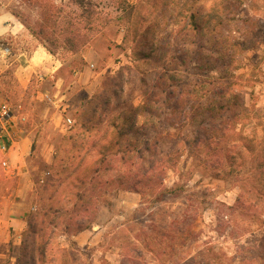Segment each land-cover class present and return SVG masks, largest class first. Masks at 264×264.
Here are the masks:
<instances>
[{
    "label": "rangeland",
    "instance_id": "obj_1",
    "mask_svg": "<svg viewBox=\"0 0 264 264\" xmlns=\"http://www.w3.org/2000/svg\"><path fill=\"white\" fill-rule=\"evenodd\" d=\"M41 1L0 0V6L22 24L35 27L42 4L70 5V0ZM99 1L112 13L114 22L82 52L64 53L55 48L51 36L47 43L70 71L79 72L80 79L84 73L82 84L70 91L71 95L60 101L52 80L43 86L32 81L24 90L12 70L0 73L3 134L5 137L11 124L22 137L29 138L27 177L37 191V211L28 214L32 232L26 238L27 250L16 264H127L130 258L133 264H264L246 256L264 240V225L246 231L249 219L240 218L234 224V212L228 209L243 188L255 186L257 181L250 173L248 179L226 177L214 159L206 158L205 164L182 153L178 171L167 170L162 175L166 187L176 181L180 187L174 195L159 200L154 193L143 199L139 193L123 189L117 173L119 162L99 165L104 152L121 157L117 144L124 146L126 141L122 120L129 108L143 104L147 90L156 99V117L146 128L129 135L133 146L146 148L142 143L149 137L150 149L144 152L148 158L181 151V143L176 146L175 141L190 136L193 115L202 112L201 105L206 106V98L200 96L219 92L213 82L219 77L216 67L221 69L220 60L212 55L217 44L224 43H218L221 35L213 29L225 35L231 29L226 43L232 45L237 63L228 82L250 109L243 120L245 127L238 128L246 134L256 132L264 141V0H125L123 10L116 8L120 0ZM193 13L200 15L203 31L190 26ZM223 13L230 17L221 19ZM208 57L212 65L204 64L201 69L200 62ZM211 67L215 70L207 79L204 73ZM206 79L210 80L207 86L192 93ZM168 92L175 95L172 100ZM3 106L15 115L14 122H4ZM67 119L73 120L72 127L66 125ZM143 119H138V128ZM8 139L10 136L4 140L6 145L11 143ZM263 145L256 142L255 152L261 154ZM248 156L251 159L252 155ZM4 162L11 164L0 150V210L8 204V197L22 203L14 195L21 183L19 176L5 170ZM98 165L102 173L96 175L95 183L87 182L85 203L77 204L86 205V209L75 211L73 194L79 174L90 173ZM256 166L252 161L243 171L256 168L253 174H263L264 167L258 172ZM262 184L264 180L256 183ZM260 204L264 209V201ZM87 224H91L87 230L77 231ZM237 251L246 256L244 263H233L226 257ZM256 253L254 250L253 256Z\"/></svg>",
    "mask_w": 264,
    "mask_h": 264
},
{
    "label": "trees",
    "instance_id": "obj_2",
    "mask_svg": "<svg viewBox=\"0 0 264 264\" xmlns=\"http://www.w3.org/2000/svg\"><path fill=\"white\" fill-rule=\"evenodd\" d=\"M126 3L125 0H120L118 4L116 2V8L123 10L127 5ZM69 4V6L59 7L53 4H42L40 7L39 24L33 27L24 23L29 29L30 34L41 44L45 45L46 49L54 56L58 55V53L53 47H49V44H47L50 42V36L54 37L51 41L56 43H54L55 48H60L64 53H78L82 52L85 46L98 33L114 22L112 13L104 9L99 0H70ZM223 15V17L220 16L221 19L230 17L229 13H223ZM199 16L194 13L191 15L190 26L194 27L195 30L203 31L205 26L200 24ZM223 24L219 25L221 26ZM223 29L226 30L225 27ZM212 31L213 33H219L218 35H221V37L217 38L218 43H224L222 45L217 44L214 49L215 52L212 55L220 60L221 69L218 68L219 66L216 67L219 72V77L215 78V82H213L215 88H217L219 92L215 94L206 92L202 97L200 96L202 99L206 98V106L201 105L200 108L202 112L199 114L196 112L197 114L193 115L192 125L190 123L193 132H191L190 136L184 138L180 137L175 141L176 146L181 143V151H170L168 154L159 157L152 156L148 158L144 152L145 149H150L149 145H147L150 142L149 137L144 138L146 140L142 143L146 144V148H142V145L133 146L134 141L129 135L133 133L134 136L139 130L146 128L148 123L153 121L156 117V99L152 98V92L149 93L147 90V92H143V104L129 108L128 114L124 116L122 120V129L124 130V132H122V138H126V141L124 146H122L120 142L117 144L121 149V157L117 158L118 155L116 154L104 152L100 157L99 165L109 163L113 165L119 162L120 166L117 169V173L121 178V186L123 189L137 192L143 199H147L146 196L149 192L154 193L159 200H163L165 196L174 195L180 187V182L177 181L174 182L173 186L166 187L162 175L165 174L167 170L178 171L179 159L183 156L182 153H187L190 158L205 164L208 162L206 158L214 159V163L220 166L221 173H225L226 177L237 176L241 178L246 177V179H248L251 174L257 181L253 182L255 186L252 188H243L235 204L232 207H228V209L234 212V224L244 217H247L249 219V225L246 227V231H252L254 226L259 229L264 225V209L260 204V202L264 201V184L261 186L256 185V183H260L264 180V173L253 174V170L256 168H253V170L248 173L244 172L243 169L253 161V163H256V167H259L257 168L258 172L263 171L264 148L263 151L261 150V154L260 151L256 153L255 143L257 142L262 146L264 141L262 139L263 137H256V132L254 135L246 134L243 132L244 130L242 128H238V125L245 127L243 120L246 119L247 112H249L250 109L244 105L241 97L234 93L232 90L233 84L228 82L230 75H233L232 68L234 69V63H237L232 45L226 43L228 42L227 40L231 39V29L226 30L227 35L224 34V31L219 32L217 29H213ZM211 63V58L208 57L204 63L200 62L199 65L200 68H203L204 64L205 66H209L212 65ZM215 63H218V61H215ZM212 69L213 67L205 71L204 75L207 79L211 78L210 73L215 70V68ZM207 79L196 86V88L192 90V93L206 87L210 81ZM163 92L167 91L164 90ZM168 93L172 100L175 95L173 92ZM198 97L199 95L197 98ZM157 101L159 102V100ZM172 112L178 115V110L173 109ZM185 114H187V112ZM203 115H205V117H203ZM180 117L181 115L178 117V120ZM185 117L187 116H183V120ZM139 118L144 119L143 123L138 128L137 124ZM199 118H202L200 123H198ZM185 122L188 123L189 120L185 119ZM218 122L220 123L219 126H217ZM137 141H139V139L136 140V143H138ZM241 146L242 149L240 150L239 147ZM247 153L252 155L251 159ZM99 165L94 167L90 173L86 174L83 172L79 174L80 178L78 179V184L73 194L76 201L72 208L75 211L76 209H86V205L78 207L77 204L79 202L85 203V194L83 192H85V190L87 192V182L89 181V184L95 183L97 181L96 175L102 173V167H99ZM107 171L108 168H106L104 172ZM252 197H255V200H253ZM90 225L91 224H87L86 226L80 225L77 231L81 232L88 229ZM254 250L258 253L253 256L252 252H254ZM254 250H251L252 252H249L246 256L252 257L253 260L257 261V259H260L264 262V240H261ZM239 253L240 252L237 251V254L233 257H226L233 263L236 261L238 263L241 261L244 263L246 261L244 257L246 256H239ZM242 258H244V260H241ZM127 264H133L131 258L127 261Z\"/></svg>",
    "mask_w": 264,
    "mask_h": 264
},
{
    "label": "crops",
    "instance_id": "obj_3",
    "mask_svg": "<svg viewBox=\"0 0 264 264\" xmlns=\"http://www.w3.org/2000/svg\"><path fill=\"white\" fill-rule=\"evenodd\" d=\"M2 44L10 46L11 55L0 58V73L12 70L24 90L32 81L43 86L52 80L53 92L62 101L67 95H71L70 91L82 84L84 73H81L80 79L79 72L70 71L68 65L50 54L12 12L0 6V46ZM82 57L85 60L89 59L87 55ZM86 75L89 74L85 73ZM88 83L89 79L86 85ZM14 121L15 115L11 113L6 123L10 124ZM13 127L10 124L6 130L4 140L6 141V137L10 136L8 140L11 143L7 144V151L1 153L7 155L11 163L9 165L5 162L7 164L5 170L10 169L12 174L19 176L21 183L14 195L20 197L22 203L17 204L8 197V204L5 202L7 205L0 210V264H16L18 256L26 252V238L32 232V223L28 214L37 211V205L34 203L37 191L27 177L30 173L27 165L30 155L29 138L22 137L23 135ZM4 140L0 142V147ZM40 182L43 183L44 178H41Z\"/></svg>",
    "mask_w": 264,
    "mask_h": 264
},
{
    "label": "built area",
    "instance_id": "obj_4",
    "mask_svg": "<svg viewBox=\"0 0 264 264\" xmlns=\"http://www.w3.org/2000/svg\"><path fill=\"white\" fill-rule=\"evenodd\" d=\"M11 55V48L9 45L7 44H2L0 46V58H7ZM10 113L9 111L7 110V107L6 106H3V113H2V118L4 120V122H6L7 118L9 117ZM3 122V121H2ZM66 125L68 127H72L73 125V120L72 119H67V122H66ZM4 126L3 124H0V142L2 141L3 137H4ZM2 146L0 147L1 151L2 152H6L7 151V145L2 142L1 144ZM7 164L4 162V166H6Z\"/></svg>",
    "mask_w": 264,
    "mask_h": 264
}]
</instances>
